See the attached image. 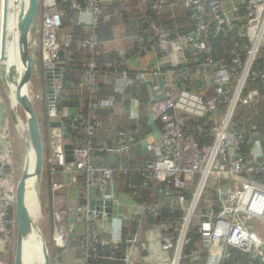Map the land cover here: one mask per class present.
<instances>
[{
  "label": "built area",
  "instance_id": "built-area-1",
  "mask_svg": "<svg viewBox=\"0 0 264 264\" xmlns=\"http://www.w3.org/2000/svg\"><path fill=\"white\" fill-rule=\"evenodd\" d=\"M230 1L235 2L189 0L187 3L198 24L196 33L187 36L185 41L198 54L204 55L210 50L207 40L210 26L222 29L231 22L226 9ZM239 1L247 20L236 34L246 39L250 46L235 86L231 83L237 73L233 69L214 66L210 74L216 100L227 103L225 113L217 116L218 121L212 129L214 142L200 148L192 136L185 134L186 117L181 114L203 117L214 109L215 100L205 103L194 93L181 89L178 100L164 95L162 101L152 104L149 113L154 120L160 121L161 134L145 145L143 163L132 169V176L139 178L134 180L149 191L146 200L138 201L135 194L122 195L121 181L116 179L115 170L95 155L94 141L100 130L99 111L112 106L111 102H93L87 117H73L70 128L84 136L81 146L75 147L69 138H63L61 129H54L46 164L54 180L51 207L52 211L55 206L57 209L53 213L51 237L59 251L58 262L185 264L188 259L191 264H223L230 258L229 248H234L257 257L259 264H264L263 237L250 232L252 221L264 226V182L257 178L264 175V148L260 139L247 140L231 123L238 103L246 105L258 96L252 91L242 99L246 81L264 79V67L252 70L258 54L264 50V0ZM68 2L70 9L76 11L78 22L83 14L90 17L88 37L80 46L86 55L93 56L98 47L95 29L102 19L106 0ZM233 5L234 12L237 3ZM164 8V0L148 3V9L154 12ZM62 16L56 0H39L38 23L33 25L38 30V39L29 44L36 74L47 66L59 67L57 53L69 45L70 39L62 40L60 36ZM159 39V49L166 53L171 43L162 32H159ZM136 41L142 43L143 39L136 36ZM205 61L212 65L208 58ZM84 62L87 63L82 71L86 75L84 85L93 97L98 90L95 64L91 60L88 62L87 56ZM129 73H135L139 79L145 76L142 66L130 64L114 81L116 93L123 95L132 86ZM167 76L169 93L180 88L179 83L187 79L185 72L168 71ZM1 87L0 80V106L3 103ZM48 112L51 121L60 122L61 116L56 109ZM129 116L137 119L136 111H130ZM110 134L115 145L109 147L102 142L98 151L112 156L126 155L135 144L130 133L116 126H111ZM245 142H249L247 160L240 154ZM66 144L72 146L71 163L66 161ZM13 147L10 132L3 128L0 133V264H9L8 247L12 236L16 235L14 211L18 181L15 182L13 175ZM119 170L124 174L128 171ZM63 191L67 203L72 205L66 212L58 209L55 201L56 195ZM194 219H198L196 225H193ZM191 233L199 237V242L187 257ZM73 251L78 253L77 257L70 254Z\"/></svg>",
  "mask_w": 264,
  "mask_h": 264
},
{
  "label": "trees",
  "instance_id": "trees-1",
  "mask_svg": "<svg viewBox=\"0 0 264 264\" xmlns=\"http://www.w3.org/2000/svg\"><path fill=\"white\" fill-rule=\"evenodd\" d=\"M57 6L59 11L63 14L61 19V29L60 32L64 35L69 36L70 42L68 47H62L65 58L62 62H60V68L65 72L64 82L62 83V91L57 96L55 109L57 114H60L64 109L69 110L70 112L78 109L79 105H81L79 98L76 94H73V86L80 83V73L85 70V65L87 64L84 62V57L87 56V61L90 60L95 64V72L97 74L98 79V90L97 94L91 97L89 95L87 101L83 103L80 107L79 113H73L70 116H61L60 122L62 127L66 129L69 140L73 143V145L81 146L82 142L84 141V136H82L78 131H74L70 128V122L72 121L73 117L76 115H80L81 117H87L89 113L90 105L93 102L102 100L108 101L113 104V101H117L121 99L120 94L114 91L113 83L117 77H119L123 72L127 71V64L124 62L123 58H120L117 54L111 53L112 55L106 58L103 55V48L104 39L103 35L105 33L106 26L113 23V20L108 22V24L104 23L103 15L102 19L99 23L98 28L95 29V35L98 39V47L97 52L93 56L86 55L85 50L80 46V43L85 41L88 37V29L84 24L78 22L76 18V11L70 9L68 0H56ZM81 6L83 3L79 1ZM118 8L115 6L114 9ZM117 10H123L122 8H118ZM149 10V9H148ZM167 12L166 7L159 12H154L149 10L146 14L148 20H152L154 22H150V24L146 25H139L135 31L137 32L136 36L143 39H147L145 43L146 48L148 49L151 46H154L156 49L155 55H158L157 58L162 55L163 53L159 49V41L155 34L154 29H160L161 27L166 28L169 31L170 36L168 40L171 43H176L179 39H184L192 34L196 33L197 29V20L194 18L189 17L185 13L176 14L171 19H163L160 16ZM233 14V15H232ZM230 15H232L230 17ZM120 17L125 18L124 21L128 22V18L130 15L125 13V11L120 12ZM229 17L231 22L223 26L222 29H218L216 25L210 26L209 36L207 40L210 44V50L207 54L200 55L198 54L192 47L187 43L184 46L187 50H184V55L187 58V61L182 63L179 62L175 66L171 67L169 71L173 72H185L187 74L186 81H182L179 83V87L183 90H187L189 92H197L194 89H197V83L194 80V74L196 73L197 69L205 66V70L211 74L214 66L226 67L229 70L233 69L234 72H237L234 78L232 79L231 83L233 86L237 83V76L241 70L242 65L246 61L247 57V48H249L250 44L246 39H241L237 37V31L243 28L246 25V11L244 6L239 3L236 6V11L230 12ZM159 20V21H158ZM151 23H154L151 27ZM134 27V26H133ZM136 27V26H135ZM145 33H150V35H146ZM146 35V36H144ZM100 44L101 47H100ZM176 45V44H175ZM183 49V48H182ZM181 49V50H182ZM158 52V53H157ZM147 54H141L140 56H146ZM208 58L212 65H209L205 60ZM235 60L237 62H235ZM125 63V64H124ZM40 64V63H39ZM145 64V63H143ZM208 64V65H207ZM264 67V50L260 51L258 54L255 62L253 63L252 70H262ZM168 70V69H167ZM163 69L162 72L167 71ZM153 71L155 68L144 66V72H149L151 76L154 78ZM156 71L155 74H157ZM34 77L39 84V88L41 89V104L35 110L37 112L39 118L40 126L43 125L46 128V138L48 142H50L49 136V128H50V121L51 118L49 117L48 112V104L46 100V82L43 75V71L35 74ZM129 77L132 79L133 84L130 86L126 92L122 95L124 97L134 99L141 104L143 109H146L150 106V96L145 84H143L144 79H138L136 75L130 74ZM191 77H193L191 79ZM206 91H203L202 100L207 103L210 100H215V107L211 110L210 113H206L203 117H196L192 115H184L181 116L186 117L185 124H184V132L188 136H192L195 141L199 144L200 148L211 146L214 142V136L212 135V129L214 124L218 121L217 116H222L226 109L227 103L223 100H216V95L214 92V85L212 81L207 84ZM198 90V89H197ZM256 91L257 98L251 103L246 105L242 103H238L235 112L232 118V125H235L236 128L239 129L246 137L247 140H253L255 138L260 139L264 148V79L257 81H252L248 79L242 91V99H244L250 92ZM194 93V94H195ZM109 111L103 109V111H99V117L103 116V120L106 121V118L109 116ZM42 118V122L40 119ZM142 124V121H140ZM158 122V127L161 129V123ZM106 124V123H105ZM103 128V127H102ZM104 129V128H103ZM119 129V128H118ZM100 133V132H99ZM100 144V136L97 134V137L94 141V145L96 148L95 155L99 158L105 154L104 152L98 151ZM249 142H245L243 145V149L240 151V154L245 158L248 159V149ZM142 164V163H141ZM140 164V165H141ZM48 166V165H46ZM128 169L127 173L124 174L123 171L119 169ZM132 167H120L115 169L116 179L121 181V189L122 195H136L138 201L146 200L147 195H149V191L142 188L141 184L138 180L139 178H134L132 176ZM44 175L48 179V193H47V209L50 213H52V193H51V186H52V175L50 173V167L44 172ZM258 179H261L264 182V175L257 176ZM81 180L84 179L83 177L80 178ZM136 187V188H134ZM51 215V220L53 222V213ZM50 220V222H51ZM52 233H53V226ZM50 227V228H51ZM133 229V227H132ZM135 229V228H134ZM52 236V235H51ZM191 240L190 244L187 246L186 249V256H191V252L194 251L196 248L197 243L199 242V237L195 233H191ZM14 250H15V238L12 236L11 243L8 247V255H7V262L9 264H13V257H14ZM230 258L225 260L223 264H259L260 261L257 257L242 253L234 248H229ZM92 264H111L104 261H92ZM185 264H191L188 259H185Z\"/></svg>",
  "mask_w": 264,
  "mask_h": 264
},
{
  "label": "crops",
  "instance_id": "crops-1",
  "mask_svg": "<svg viewBox=\"0 0 264 264\" xmlns=\"http://www.w3.org/2000/svg\"><path fill=\"white\" fill-rule=\"evenodd\" d=\"M150 1H159V0H106V3L103 5V20L105 24H108L111 20H113V23L106 26L105 33L103 35L104 45L103 48V55L108 58L111 56V53L117 54L120 58H123L124 62L127 64V68L130 64H134L135 67L142 66L144 69V66H149L152 68H155V71H153V74L155 75L154 78L151 76L149 72H144V82L145 87L147 88V91L149 92L150 96V106L146 109H143L141 107V104L138 101H135L134 99H130L127 97H124L122 95L121 99H118L117 101H113L112 106L105 107V110L109 111V116L106 118V121L103 120V116L99 117V123H100V130L98 131V135L100 136V143L104 142L109 147H113L115 144L113 142V139L110 134V128L111 126H116V128L119 130H124L130 135H132V141L135 143L132 145L130 151L126 155H119V156H112L110 154H103L100 159L104 161L108 166L112 167L113 169H118L120 167H132L136 168L141 163H143L144 155L145 153V145L154 140L157 139L160 136V128L158 127V122L154 120L149 113V110L151 108V101H152V93L159 94L161 92L160 89V80L159 78L164 76L165 77V85L163 87L164 95L170 96L173 99L178 100V98L181 95V88L174 89L171 93H169V84L170 80L167 76V72L171 67L175 66L179 62H186L187 58L184 55V50H187L184 46H186V42L183 39H179L176 43H171L170 49L166 52L160 55L158 58V55H155L156 49L154 46L149 47L148 49L145 46V43L147 39H143L142 43H139L136 41V31L139 27V25H146L150 24V22H154L152 20H148V17H146V14L149 12L148 10V3ZM234 3H239V0H234ZM189 0H164L165 7L167 9V12L160 17L163 19H171L176 14L185 13L191 18H195L194 14L189 15L188 12V5L187 3ZM231 1L229 4H227V11L233 12V4ZM115 6H118V8H122L123 10H117L118 8L114 9ZM125 11V13H128L130 17L128 18V22L124 21L122 17H120V12ZM233 15V14H232ZM230 15V17L232 16ZM89 21L90 17L86 14L81 15L79 18V23L84 24L87 29L89 28ZM159 21V20H158ZM154 23H151V27ZM134 26V27H133ZM136 26V27H135ZM155 34L158 35V41L159 39V32L164 33L167 37L170 36L169 31L161 27L160 29H154ZM146 35H150V33H145ZM144 35V36H146ZM140 37V36H139ZM69 39V36H65L64 40ZM160 42V41H159ZM176 44V45H175ZM102 44H100L101 47ZM159 46V45H158ZM183 48V49H182ZM182 49V50H181ZM149 55L140 56L141 54H147ZM158 53V52H157ZM124 63V64H125ZM145 63V64H143ZM60 67V66H59ZM163 69H168L167 71L162 72ZM62 70V69H61ZM63 71V70H62ZM156 71H158L157 74ZM133 75H136L135 73H130ZM129 77V74H128ZM139 79V78H138ZM86 80V75L84 72L80 73V83L75 86H73V94H76V96L80 100V104L82 105L85 103L89 97V93L86 90V87L84 85V82ZM140 80V79H139ZM194 80L197 83V92L194 95L197 97L202 98L203 91L208 90L207 84L210 83L211 78L210 74L205 70V66L197 69L196 73L194 74ZM55 83L60 84L61 82L58 80H55ZM114 84V83H113ZM2 86V84H1ZM114 87V86H113ZM1 99L3 101L2 105L0 106V133L3 130V128L6 129V131L10 132L11 138L13 141L16 140L17 135L16 132L18 130L17 124L12 123L11 119V112L12 108L11 106H8V97L5 90L1 87ZM5 92V93H4ZM7 97V99L4 98ZM78 109L74 110L73 112L64 109L61 116H70L73 113L77 114L80 111V106ZM103 111V110H102ZM130 111H136L137 113V119L133 120L130 118L129 114ZM142 121V124L141 122ZM106 123V124H105ZM19 125V124H18ZM20 126V125H19ZM104 129H103V128ZM19 131V130H18ZM24 130L22 131L20 128V133L22 134ZM100 132V133H99ZM54 133L53 128H49V136L52 137V134ZM18 140V139H17ZM16 143V141H15ZM261 237H263L264 240V227L262 228ZM263 252H264V245H263ZM72 256L77 257V252L73 251L70 253Z\"/></svg>",
  "mask_w": 264,
  "mask_h": 264
},
{
  "label": "water",
  "instance_id": "water-1",
  "mask_svg": "<svg viewBox=\"0 0 264 264\" xmlns=\"http://www.w3.org/2000/svg\"><path fill=\"white\" fill-rule=\"evenodd\" d=\"M16 16L15 22L18 31V42L16 46V62L8 65L0 57V80L1 83L10 96L8 86H13L12 95L14 97L15 106L12 107L11 119L13 124H18L17 109H19L25 118V141H24V168L21 177L18 179L15 189V250L13 257V264H23L22 251L23 246L27 240L32 236L37 237V243L40 249L41 264H52V260L45 242L44 235L39 229L38 225L32 219L30 212L26 205V196L29 186L27 182L34 179L33 186L39 189L43 176L44 169V146L41 135V128L39 118L34 107V103L28 94V86L35 75V61L29 51V39L31 29L35 23L38 14L39 0H24L15 1ZM189 15L193 14L188 8ZM65 58L63 50L57 53L56 61L62 62ZM43 75L46 82V100L48 110L55 109V102L57 96L62 91V83L64 82L65 72L60 67L47 66L44 68ZM55 80L60 81V84L55 83ZM160 80L159 94L152 93L151 105L162 101L164 99L163 87L165 85V77L162 76ZM52 115V114H50ZM50 127L53 129H61L64 139H68V133L62 127L59 121H50ZM67 158L66 161L71 163L73 158L71 156L72 146L65 145ZM32 157L33 170L29 172V161ZM93 207V205H92Z\"/></svg>",
  "mask_w": 264,
  "mask_h": 264
},
{
  "label": "rangeland",
  "instance_id": "rangeland-1",
  "mask_svg": "<svg viewBox=\"0 0 264 264\" xmlns=\"http://www.w3.org/2000/svg\"><path fill=\"white\" fill-rule=\"evenodd\" d=\"M4 3H5V0H0V16H1V12L3 10V7H4ZM35 23L36 24L38 23V18H36ZM60 36H61V39L64 40V37L66 35L61 33ZM37 39H38V30L34 29V26H33V28L31 29L29 44H30L31 40H37ZM35 78L36 77L32 78V80L28 86V94L34 103V107L37 108L41 104V101H42L41 94L42 93H41V89L39 88V84L37 83V80ZM2 88L4 89L3 85H2ZM7 97L9 99L8 100V106H11V108H12L13 105L11 102V98L9 97L8 94H7ZM7 97H5V95H4L5 99H7ZM12 101L15 103L14 98H12ZM17 114H18V124L20 126L17 124L19 131L17 130V132H16V135H17V138L15 140L16 143H15V141H13V143H14V147H13V175L15 177V182H17L18 179L22 175L23 168H24V157H25V154H24L25 153V151H24L25 118L19 109H17ZM40 121L41 122L43 121L42 118L40 119ZM20 128L22 131L24 130V132H22V134L20 133ZM40 128H41V135L43 138L45 160H44V169H43V176H42V180H41V185H40L39 189L35 188L37 200H35L34 198L31 199L32 200L31 211L33 210L32 215L35 219V223L38 225L39 229L42 231V233L44 235L45 242H46L52 263L63 264L62 262H58V260H57V256H58L59 251H58V249H56L54 247V245L52 243V237H51L52 227L50 225L52 224V226H53V222L51 220L50 214L55 213V210L57 208L55 206L52 213H50L47 209L48 179L44 175V172L48 169V166H46L47 165L46 163H48V158H49V154H50V142H48V140L46 138L45 126L41 125ZM52 182H54V180H52ZM65 197H66L65 192L64 191L60 192L59 194L56 195L55 201H56V205H57L58 209L59 208L64 209L66 212V209L70 208L72 205H71V203H67V200L65 199ZM50 220H51V222H50ZM197 223H198V219H194L193 225H196ZM263 227L264 226L257 221L250 222V232H254V233H257L258 235H260ZM30 245L31 244H27L26 246H30ZM31 258H32V255H31ZM37 263L38 262L36 260H33L30 264H37ZM64 264H68V263L65 262Z\"/></svg>",
  "mask_w": 264,
  "mask_h": 264
},
{
  "label": "bare ground",
  "instance_id": "bare-ground-1",
  "mask_svg": "<svg viewBox=\"0 0 264 264\" xmlns=\"http://www.w3.org/2000/svg\"><path fill=\"white\" fill-rule=\"evenodd\" d=\"M15 1L17 0H5L3 10L0 16V57L8 64L12 65L16 62V46L18 42V31L17 25L15 22L16 16V7ZM25 3L27 0H24ZM11 96V102L13 107L15 103L12 101L13 95V86H8ZM32 157L29 161V172L33 170ZM34 179L29 180L27 182V186H29L26 196V205L30 212L32 219L35 221L33 217V210L31 211V199L37 200L36 189L33 186ZM36 202V201H35ZM27 244H31L30 246H26ZM32 255V258H31ZM33 260H36L41 264V256L40 249L37 243V237L32 236L30 240H27L23 246L22 251V262L23 264H30Z\"/></svg>",
  "mask_w": 264,
  "mask_h": 264
}]
</instances>
